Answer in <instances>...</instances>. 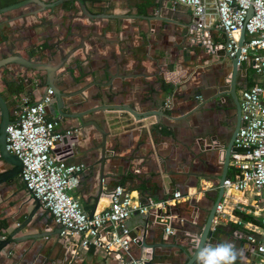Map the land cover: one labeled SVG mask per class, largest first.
Here are the masks:
<instances>
[{
	"label": "crops",
	"instance_id": "obj_1",
	"mask_svg": "<svg viewBox=\"0 0 264 264\" xmlns=\"http://www.w3.org/2000/svg\"><path fill=\"white\" fill-rule=\"evenodd\" d=\"M82 1L101 18L85 16L77 0H66L38 16L23 18L40 8L36 3L0 14V58L13 47L22 54L42 48L44 54L39 55L47 61L50 53L59 55L58 45L68 53L84 44L68 61L79 59L84 74L76 70V78L70 74L63 78L69 85L60 87L73 95L64 98L62 111L55 99L48 114L50 120L59 122L58 131H75L54 149L67 162L84 166L80 185L70 193L90 215L109 205V193L118 184L130 188L143 205L169 202L174 231L170 235L159 221L158 214L164 212L157 206L149 214H135L130 219L133 234L141 238L132 246V256L152 258L150 264H187L219 191L216 185L224 173L234 131L235 102L231 96H222L229 89L232 61L214 57L192 43L193 13L173 0ZM113 15L118 18L108 17ZM8 78L16 86L26 83L21 94L30 95L33 101L44 96L45 72L35 73L31 84L23 73ZM260 81L252 69L243 67L238 76L239 100L243 90ZM7 91L0 79V92L7 98L14 120L21 94ZM120 104L153 114L138 120L124 110L96 109ZM235 155L237 151L231 153L227 178L238 173ZM6 166L0 162V171ZM175 192L182 197L174 198ZM221 202L227 204L231 219L214 223L207 246L230 242L242 253L234 264H254L255 246L247 235L259 236L264 231V192L225 188ZM39 205L21 177L0 187L1 231L6 225L23 222ZM34 221L36 232L42 235L9 246L1 253L0 264H120L105 250H84L78 239L64 240L60 235L63 228L42 205ZM26 233L29 228L23 231Z\"/></svg>",
	"mask_w": 264,
	"mask_h": 264
},
{
	"label": "built area",
	"instance_id": "obj_2",
	"mask_svg": "<svg viewBox=\"0 0 264 264\" xmlns=\"http://www.w3.org/2000/svg\"><path fill=\"white\" fill-rule=\"evenodd\" d=\"M191 9L194 22L191 24V41L214 56L232 60L252 69L260 82L242 91L240 96L242 123L235 138L237 155L234 165L238 168L235 178L224 182L226 190L244 191L254 189L264 192V0H173ZM253 13L248 17L249 10ZM246 39L240 47L242 30ZM221 40H217V37ZM54 103L53 90L41 99L33 101L30 95L18 98L16 119L7 127L8 150L23 162L21 181L25 188L51 214L54 222L63 228L64 240H79L80 248L105 250L120 261V264H150L152 258L135 259L132 246L141 238L134 235L129 221L135 214H149L158 207V214L167 234H172L169 202L143 205L136 200L132 190L123 184L116 185L109 193L110 203L92 216L85 211L80 200L70 192L80 185L83 165L72 164L54 149L67 134L57 130L59 122L48 118L49 108ZM171 106V102L167 103ZM217 141L213 142V146ZM182 197L175 192L174 198ZM227 204L220 202L214 223L231 219ZM264 226V217L262 219ZM254 244L257 261L264 264V231L259 236L247 235ZM207 246V245H206Z\"/></svg>",
	"mask_w": 264,
	"mask_h": 264
},
{
	"label": "water",
	"instance_id": "obj_3",
	"mask_svg": "<svg viewBox=\"0 0 264 264\" xmlns=\"http://www.w3.org/2000/svg\"><path fill=\"white\" fill-rule=\"evenodd\" d=\"M66 0H57L53 3H45L41 0H24L19 1L10 5H6L3 7H0V14L9 12L14 9L21 8L23 6H27L31 3H36L39 5V9L33 10L31 12H28L27 14H23V18H26L27 15H34L38 16L40 12L53 7L62 4ZM82 8L83 14L85 16H88L90 18H101L100 15L93 14L88 10V7L82 0H77ZM253 13V10H249L248 17H250ZM82 15L81 17H85ZM109 18H118V16H108ZM81 36V35H80ZM246 39V29L243 28L242 30V38L240 41V47L244 44V41ZM13 47L12 50H10V54L4 55L0 58V76L1 80L4 84V87H6L7 92H9L11 95L13 94L10 90L9 86V78L8 76L13 73H23V79L26 81H29L30 84L32 83L31 79L32 76L35 73H46V90L44 95L48 93L49 89L53 90L54 98L56 99L58 109L62 111L63 104H64V98L73 95L70 93L65 92L63 90V85L68 86L69 82L66 79H63L66 77L67 74H70L71 77L76 78L75 71L79 70L80 74L83 75L84 72H82V66L80 65L81 61L79 59H75L72 62L68 63L70 56L78 49L83 48L84 44L76 47L75 49H71L68 53L64 52V49L58 45L59 55H56V53H50L51 56H49V60L43 61V56L39 54H44V51L42 48H34L33 51L28 52L29 54H22L21 52H17ZM3 54H5L3 52ZM54 54V55H53ZM239 55L240 50L238 51L237 57L232 59V65H233V73L229 80L228 87L229 89L224 91L222 96H231L235 102L236 105V120L234 124V131L232 138L227 146V154H226V162H225V168L224 173L220 177L218 185L216 187L219 188V191L217 192L216 199H214L213 206L210 208L209 211H207L206 214V223L204 225L203 231L201 235L199 236L198 240L195 241L194 246L196 247L193 255L190 257L187 264H194L199 258L198 253L199 250L207 245L208 239L213 235V225L214 220L216 216V210L218 207V204L221 202L225 187L224 182L227 179V170L228 165L230 163V157L231 153L233 151H238L237 147L235 146V138L236 135L241 127L242 123V115H241V105L239 96L237 94L238 89V76L239 71L243 69V65L239 64ZM58 57V58H57ZM81 68V69H80ZM64 70V71H63ZM30 73V74H29ZM110 74V73H109ZM108 74V75H109ZM61 79V84H57L56 82ZM36 83H39L38 80H36ZM99 86H108V84H103L97 82ZM38 85V84H37ZM61 86V87H60ZM102 91V90H101ZM104 93V91H102ZM103 93L102 96H103ZM107 92H105L106 94ZM108 95V94H107ZM98 111L100 110H124L132 114L136 119H142L145 116H150L153 113L152 112H138L134 106H130L128 104H120V105H107V106H100L96 108ZM64 115V114H63ZM80 117V116H79ZM12 114L10 107L8 105V100L5 97V95L0 92V162H2L4 165H7L6 167H2V170L0 171V187L3 185H6L16 179H18L21 176V173L23 171V162L22 160L15 154L11 153L8 150V143H7V127L13 122ZM106 137V136H105ZM66 140V139H65ZM103 152H104V158L102 160L103 167L101 170L102 177H104V162L106 159V143L102 145ZM36 201L41 205V203L36 199ZM39 205V206H40ZM37 206L28 216L27 218L21 222V223H13L6 225L5 228L0 233V255L2 252H4L9 246L13 244H20L21 242H24L26 240H32L34 238H37L39 235H42V233H38L37 231V223L34 221V215L38 210ZM92 216V215H91ZM29 228V233L23 234V231Z\"/></svg>",
	"mask_w": 264,
	"mask_h": 264
},
{
	"label": "clouds",
	"instance_id": "obj_4",
	"mask_svg": "<svg viewBox=\"0 0 264 264\" xmlns=\"http://www.w3.org/2000/svg\"><path fill=\"white\" fill-rule=\"evenodd\" d=\"M235 245L230 242L215 246H204L199 250L200 264H234L238 255Z\"/></svg>",
	"mask_w": 264,
	"mask_h": 264
},
{
	"label": "trees",
	"instance_id": "obj_5",
	"mask_svg": "<svg viewBox=\"0 0 264 264\" xmlns=\"http://www.w3.org/2000/svg\"><path fill=\"white\" fill-rule=\"evenodd\" d=\"M16 2H17V0H0V7L6 6V5H10V4H13V3H16ZM27 82L30 84L29 81H27ZM9 86H10V90L9 91H11L13 94H21L26 89V83H24V82L17 84V86L15 84H13V83H10ZM1 229L2 228L0 226V233H1ZM194 264H200L199 259Z\"/></svg>",
	"mask_w": 264,
	"mask_h": 264
},
{
	"label": "flooded vegetation",
	"instance_id": "obj_6",
	"mask_svg": "<svg viewBox=\"0 0 264 264\" xmlns=\"http://www.w3.org/2000/svg\"><path fill=\"white\" fill-rule=\"evenodd\" d=\"M54 101H55V98H54Z\"/></svg>",
	"mask_w": 264,
	"mask_h": 264
}]
</instances>
